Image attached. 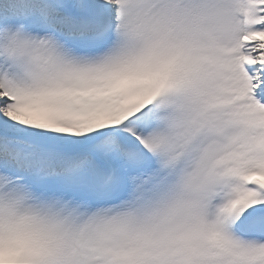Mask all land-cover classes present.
<instances>
[{
    "label": "snow or ice",
    "instance_id": "obj_1",
    "mask_svg": "<svg viewBox=\"0 0 264 264\" xmlns=\"http://www.w3.org/2000/svg\"><path fill=\"white\" fill-rule=\"evenodd\" d=\"M0 264H264V0H0Z\"/></svg>",
    "mask_w": 264,
    "mask_h": 264
}]
</instances>
